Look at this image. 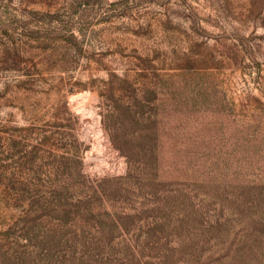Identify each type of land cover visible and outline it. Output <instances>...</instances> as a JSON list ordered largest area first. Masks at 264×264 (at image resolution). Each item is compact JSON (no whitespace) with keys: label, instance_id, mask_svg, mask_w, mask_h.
<instances>
[{"label":"rangeland","instance_id":"obj_1","mask_svg":"<svg viewBox=\"0 0 264 264\" xmlns=\"http://www.w3.org/2000/svg\"><path fill=\"white\" fill-rule=\"evenodd\" d=\"M0 264H264V0H0Z\"/></svg>","mask_w":264,"mask_h":264}]
</instances>
